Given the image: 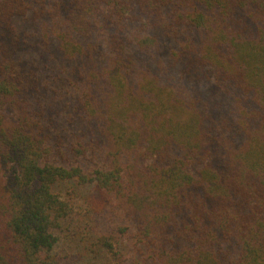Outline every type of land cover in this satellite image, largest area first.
<instances>
[{"label": "trees", "instance_id": "1", "mask_svg": "<svg viewBox=\"0 0 264 264\" xmlns=\"http://www.w3.org/2000/svg\"><path fill=\"white\" fill-rule=\"evenodd\" d=\"M59 231L264 264V0H0V264H74Z\"/></svg>", "mask_w": 264, "mask_h": 264}, {"label": "rangeland", "instance_id": "2", "mask_svg": "<svg viewBox=\"0 0 264 264\" xmlns=\"http://www.w3.org/2000/svg\"><path fill=\"white\" fill-rule=\"evenodd\" d=\"M82 192L83 190L80 192V195ZM78 194L79 193L76 192L73 196L76 197ZM70 197H72V192L71 195H69V198ZM73 202L75 210L79 211V204L81 202L79 197L76 200L74 199ZM58 235L59 239L54 252L70 257L74 264H107L102 259H91L85 253L79 251L78 241L75 240L70 234L59 231Z\"/></svg>", "mask_w": 264, "mask_h": 264}]
</instances>
